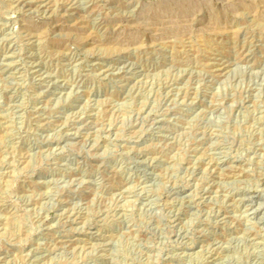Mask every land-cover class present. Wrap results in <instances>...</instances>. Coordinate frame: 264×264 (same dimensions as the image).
Wrapping results in <instances>:
<instances>
[{
	"label": "rangeland",
	"instance_id": "obj_1",
	"mask_svg": "<svg viewBox=\"0 0 264 264\" xmlns=\"http://www.w3.org/2000/svg\"><path fill=\"white\" fill-rule=\"evenodd\" d=\"M0 264H264V0H0Z\"/></svg>",
	"mask_w": 264,
	"mask_h": 264
}]
</instances>
